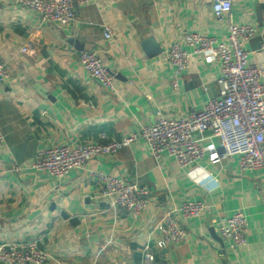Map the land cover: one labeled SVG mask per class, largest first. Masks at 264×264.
<instances>
[{"label":"crops","instance_id":"1","mask_svg":"<svg viewBox=\"0 0 264 264\" xmlns=\"http://www.w3.org/2000/svg\"><path fill=\"white\" fill-rule=\"evenodd\" d=\"M76 10L77 20L61 25L0 0V58L11 73L0 79V244L37 240L45 264H264V170H243L238 156L218 160L210 133L195 177L174 158L156 160L142 139L61 179L31 168L43 148L120 139L140 123L202 110L219 94L214 52L194 55L182 74L165 58L191 31L226 42L232 23L254 24L247 49L264 72V0H234L221 21L212 0H89ZM29 43L34 57L20 52ZM82 50L99 52L116 91L84 68ZM95 172L149 190L143 211L111 206ZM186 200H203L206 209L193 219L175 213L187 237L162 247L161 219ZM239 211L247 216V243L231 248L218 222ZM147 245L153 261L144 258Z\"/></svg>","mask_w":264,"mask_h":264},{"label":"built area","instance_id":"2","mask_svg":"<svg viewBox=\"0 0 264 264\" xmlns=\"http://www.w3.org/2000/svg\"><path fill=\"white\" fill-rule=\"evenodd\" d=\"M89 0H16L25 8L36 12L43 21L61 25L77 20V3ZM234 0H212L217 20H224L233 9ZM105 37L112 36V28L105 26ZM257 28L251 23L230 25L228 41L191 31L185 42H174L165 51V58L182 74L190 65L194 55L214 52L220 63L218 78L219 94L211 98L202 110H192L186 117L160 116L154 123H140L138 129L120 139L80 144H65L46 147L38 151L31 168L46 172L61 179L75 169H84L92 158L116 154L137 140H144L152 156L159 160L164 156L174 158L179 166L196 176L201 169L199 162L206 154L202 141L207 133L218 140L216 158L223 160L238 156L243 170H264V72L251 59L247 43L255 37ZM264 49V45H263ZM28 57H34L36 48L29 43L20 49ZM79 59L92 77L106 88L116 91L115 76L103 62L96 50H82ZM10 69L0 58V79L10 78ZM174 88L179 80H173ZM106 139L105 136H103ZM6 137L0 126V148L5 146ZM102 185V196L109 198L111 206L122 207L134 214L143 211L147 201L143 198L149 190L136 182L104 172L94 173ZM203 200H186L170 210L159 223L162 247L183 241L186 229L176 219L180 212L185 218L200 217L206 209ZM220 235L231 248L247 243V216L239 211L218 222ZM144 258L155 259L149 246L144 248ZM48 255L37 240H21L0 244V262L4 264H45Z\"/></svg>","mask_w":264,"mask_h":264},{"label":"water","instance_id":"3","mask_svg":"<svg viewBox=\"0 0 264 264\" xmlns=\"http://www.w3.org/2000/svg\"><path fill=\"white\" fill-rule=\"evenodd\" d=\"M148 42H150V41H148Z\"/></svg>","mask_w":264,"mask_h":264}]
</instances>
